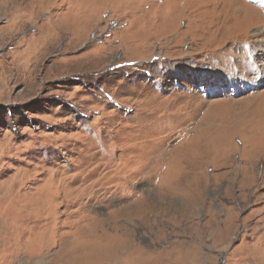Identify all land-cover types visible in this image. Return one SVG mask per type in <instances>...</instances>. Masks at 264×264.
<instances>
[{
  "label": "rangeland",
  "instance_id": "obj_1",
  "mask_svg": "<svg viewBox=\"0 0 264 264\" xmlns=\"http://www.w3.org/2000/svg\"><path fill=\"white\" fill-rule=\"evenodd\" d=\"M3 1L0 210L56 242L0 264L87 225L145 264H264V0H21L6 37Z\"/></svg>",
  "mask_w": 264,
  "mask_h": 264
},
{
  "label": "bare ground",
  "instance_id": "obj_2",
  "mask_svg": "<svg viewBox=\"0 0 264 264\" xmlns=\"http://www.w3.org/2000/svg\"><path fill=\"white\" fill-rule=\"evenodd\" d=\"M44 1L49 5L52 2L62 4L67 0ZM3 3L12 4L11 6L14 7L13 12H10L8 16V21L10 22L7 24V27H4V30H6V37L12 34L15 29L10 28L11 25H16L14 27H17V25L19 26L24 17L23 14L21 15L19 13V5L22 3L21 0H4ZM1 36L0 39H3L4 34ZM256 68L261 69V65ZM178 162L179 165H182L180 163L181 160H178ZM2 198H4V195L0 196V199ZM23 201L24 202H21L20 199L9 200L7 206L3 210H0V255L7 258L14 255L21 256L22 253H24L26 254L24 256L26 258L23 257L25 262H30L35 254L40 255L46 251H50L52 244H54L56 240L51 241V239H47L49 236L48 231L51 227V219L47 211L45 209L39 210L36 214L38 216L34 217V211L31 212L32 209L29 203L25 202V200ZM17 205H21L20 211L22 216L20 221L4 222L6 212ZM21 220L23 222H21ZM116 231V227H113L110 232H108L105 227L100 225L83 226L75 231L73 234L74 240L72 239V242H70L66 248L55 251L52 260H56L58 264H145L143 261H145L146 258L143 259L142 252L140 251L141 253H138L137 251V253H134V248L132 250L131 244L129 245V242L127 243L124 239L121 240L120 235L118 237ZM185 258L186 257H184V260Z\"/></svg>",
  "mask_w": 264,
  "mask_h": 264
}]
</instances>
